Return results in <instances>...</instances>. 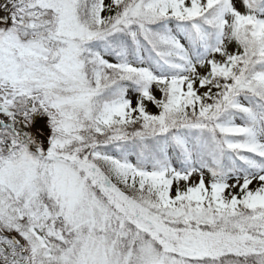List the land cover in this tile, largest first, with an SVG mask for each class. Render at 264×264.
<instances>
[{"label": "snow or ice", "instance_id": "snow-or-ice-1", "mask_svg": "<svg viewBox=\"0 0 264 264\" xmlns=\"http://www.w3.org/2000/svg\"><path fill=\"white\" fill-rule=\"evenodd\" d=\"M0 264H264V0H0Z\"/></svg>", "mask_w": 264, "mask_h": 264}]
</instances>
